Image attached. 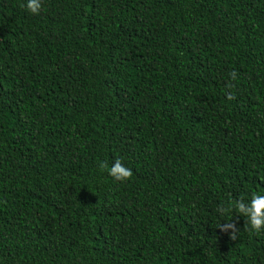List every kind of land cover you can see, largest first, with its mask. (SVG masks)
Instances as JSON below:
<instances>
[{"label": "trees", "instance_id": "obj_1", "mask_svg": "<svg viewBox=\"0 0 264 264\" xmlns=\"http://www.w3.org/2000/svg\"><path fill=\"white\" fill-rule=\"evenodd\" d=\"M40 3L0 0V264H264L218 210L264 192V0Z\"/></svg>", "mask_w": 264, "mask_h": 264}, {"label": "clouds", "instance_id": "obj_2", "mask_svg": "<svg viewBox=\"0 0 264 264\" xmlns=\"http://www.w3.org/2000/svg\"><path fill=\"white\" fill-rule=\"evenodd\" d=\"M27 10L33 14L37 13L41 7L40 0H25ZM235 78V73H232ZM100 167H105L104 162L100 163ZM108 174L116 181L124 182L131 176V169L125 166L120 159H114L108 167ZM221 214H231L232 212L239 213L237 217H243L245 223L243 228H246L252 233L264 231V192H253L250 197L235 198L227 201L219 207ZM219 229L227 233L230 239H235L240 231L236 221L225 220L220 224Z\"/></svg>", "mask_w": 264, "mask_h": 264}]
</instances>
